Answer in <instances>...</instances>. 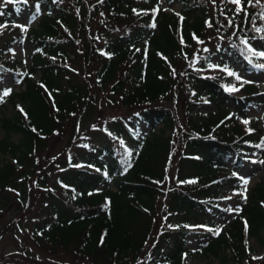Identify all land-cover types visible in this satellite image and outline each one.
<instances>
[{
	"label": "trees",
	"instance_id": "obj_1",
	"mask_svg": "<svg viewBox=\"0 0 264 264\" xmlns=\"http://www.w3.org/2000/svg\"><path fill=\"white\" fill-rule=\"evenodd\" d=\"M171 3L181 6L178 15L166 14L156 0H39L42 14L24 2L0 9L4 13L0 74L9 72L19 87L6 96L15 106L14 113L0 112V155L9 158L0 166V210L9 201L26 210L35 190L39 207L29 217L31 228L25 230L35 246L61 264L143 260L151 246L156 201L163 196L174 158L173 184L188 189L170 192L167 229L143 264H184L189 255L186 237L194 232L214 238L200 242L197 255L215 258L229 250L232 260L241 264L248 257L245 236H257L264 229L263 176L249 190L229 228L217 231V220L225 214L220 208L225 188L241 186L236 173L245 160H264L259 119L249 116L251 108L264 106V88L253 83L241 86L228 75L236 72V66L244 73L258 69L260 58L249 53L241 40L264 51V0L258 4L242 0L244 11L239 13L230 0L166 1ZM22 13L26 23L17 21ZM97 16L100 30L92 28ZM118 32H123L121 37L100 47L98 39ZM25 39L32 46L27 69L12 56L14 44ZM214 55L227 56L229 60L221 65L227 71L189 75L186 82L194 94L186 115L189 128L184 130L173 101L174 78L179 74L177 70L172 75L173 65L187 58L205 69ZM77 57L83 68L90 67L94 57L100 60L92 74L100 88L97 94L106 106L123 107L133 114L101 122L97 94L77 83L70 67ZM123 73L127 75L121 77ZM227 80L231 86L225 85ZM232 86L239 90L227 91ZM202 105L214 109L193 114L191 106ZM66 126L71 130L70 144L80 131L86 138L82 153L61 160L51 185L49 176L34 179L35 156ZM13 135L20 137L17 142ZM35 256L26 253L30 261L36 262Z\"/></svg>",
	"mask_w": 264,
	"mask_h": 264
},
{
	"label": "rangeland",
	"instance_id": "obj_2",
	"mask_svg": "<svg viewBox=\"0 0 264 264\" xmlns=\"http://www.w3.org/2000/svg\"><path fill=\"white\" fill-rule=\"evenodd\" d=\"M39 0H27V5L30 7H35ZM56 3L61 0H53ZM159 4H161V8L165 11L166 14H174L178 15L181 6L178 3L166 4L168 0H156ZM15 2H23V0H14ZM0 9L4 6H10L12 4H4V0H0ZM61 6V5H60ZM157 12V9L155 10ZM40 14L43 13V8H40ZM54 14L57 13L55 9L53 11ZM97 21L92 23V28L95 30L99 29L100 16H97ZM22 23L27 22V16L22 13L20 18L17 20ZM38 19L34 20L32 26H35ZM100 30V29H99ZM123 32H118L108 38L98 39L97 42L101 48H103L104 41L110 42L119 37ZM4 45L3 40L0 41V48ZM32 53V46L28 40H21L14 44L12 47V56L16 59L21 68L27 69L30 65V55ZM101 55V54H99ZM229 59L226 55L219 57L218 55H214L209 60H207V64L209 65L207 68L200 70L197 68L196 63L190 62L189 59H185L184 61H176V65L174 70H172V75H176V71L179 72V76L177 75L175 80L176 91L174 94L173 101L177 109V115L179 119L178 123L182 126L184 130L189 128L188 119H186V115L189 111V104L192 102L194 91L190 90L187 85V78L189 75L191 76H206L209 73H216L219 68L212 67L221 65L227 62ZM130 61H127L126 64H129ZM71 69L75 70V76L77 77V83L81 85H85L90 92V94H97L100 91V88H97L94 82L92 81V74L97 70L100 66V60L97 57H94L90 67L83 68V63L81 59L77 57L76 61L69 63ZM264 64V58H260V60L256 61V65ZM236 70V74L239 75L243 81H250V83L256 84L260 88H264V69L258 68L253 72L244 73L237 66L234 68ZM220 72V71H219ZM220 74V73H219ZM127 74H121V77H125ZM39 77V73L36 74V78ZM234 81H238L235 76H232ZM241 82V81H239ZM227 87L232 85L230 80L226 81L225 84ZM11 89L14 92L19 91V87L14 85L13 77H11L9 72H3L0 74V112L6 116H10L14 113L15 106H13L8 101V97L3 96V92L5 90ZM97 100L100 101V105L98 106L97 113L102 114L100 118H102L101 122L111 121V120H121L127 118V116L133 114V111L120 107H108L105 104V101L102 99L101 94H97ZM193 108V109H191ZM191 111L193 114H205L214 109L213 106L210 105H202L200 108L191 106ZM94 116V115H93ZM249 116L258 118V129L261 130L262 139V149H264V106H256L251 108L249 111ZM71 130L68 126L66 128H62L61 132H56L52 138L47 142V147L45 150L39 152L35 156V163L37 165V173H35L36 178H42L43 176L48 179V184L54 181L59 172L58 168H60L61 160H64L69 155H79L82 153L85 148L86 138L82 137L81 131L78 134L73 144H70ZM19 136L13 135L12 140L17 142L19 140ZM176 158L172 159L169 165V174H168V183L165 185L163 196L161 199L156 201L154 214H155V223L153 227V231L151 233L149 243L151 246L149 247L145 256L139 259L135 264H143L147 257L149 256L153 244L158 240L161 232L167 229L168 224V206H169V194L176 188L178 190H187L188 188L174 185L175 175H176ZM9 161L8 157H2L0 155V166ZM256 161V163H253ZM260 161H264L263 159H253L250 158L245 160L240 171L236 173V179L240 182V187L234 188H225V193L222 196V202L220 204V208L224 209L225 214L223 218H219L217 220V231L228 229L229 225L238 216L241 208L244 206L246 202V198L248 196V192L252 189L259 179L264 176V164H261ZM225 165L230 167V162H226ZM57 169L56 172L53 170ZM243 178H249V183L245 186L243 183ZM30 182V180H29ZM170 186V187H169ZM246 189V191H245ZM39 194L32 190L30 192V200L26 205V210L20 209L16 206L17 203L14 201H9L7 203V207L3 210H0V264L7 263H16V264H61L56 259L49 258L46 254L47 252L34 245V242L29 238V233L27 230L31 228V223L29 222V217L32 215H36L35 212L39 207L40 198ZM22 227L20 228V225ZM27 229V230H25ZM214 238L212 235L205 233H191L186 237V247L189 250V255L185 257L184 264H236L232 260V254L229 253V250H223L219 253L215 258L204 257L202 255H197L199 251H201L200 242L207 243L212 241ZM244 250L248 254L247 259H245L241 264H264V229L257 236H245L243 240ZM32 250V251H31ZM27 252H35L37 261H30L26 259Z\"/></svg>",
	"mask_w": 264,
	"mask_h": 264
},
{
	"label": "snow or ice",
	"instance_id": "obj_3",
	"mask_svg": "<svg viewBox=\"0 0 264 264\" xmlns=\"http://www.w3.org/2000/svg\"><path fill=\"white\" fill-rule=\"evenodd\" d=\"M13 2H14V0H4V4H13ZM23 2L24 3H27V0H23ZM213 2H214V0H213ZM230 2L233 3V4H235V5H237V12L238 13L241 12V11H244V8L242 6V0H230ZM248 3L251 4L252 3V0H248ZM256 3L257 4L260 3V0H256ZM0 7H2V5H0ZM36 10H37V13H39V11H40V5L39 4L36 5ZM16 11L19 12L20 9L17 8ZM3 14H4L3 12H0V15H3ZM34 18L35 17H33V19ZM181 19H183V18L181 17ZM261 19H264V12L261 13ZM155 26H156L155 23H153L151 25V27H153V28H155ZM208 26L211 27V24L208 23ZM229 26H231V21L229 22ZM0 27H3V26L0 25ZM256 31L259 32V31H261V29L257 28ZM261 39H264V37H261ZM197 42L198 43H203L202 41H199V40ZM241 43L245 45V48L247 49V51L249 53H251L252 55H254V56L258 57V58H264V51H257V50H255L254 48L251 47V45H249V43H248L247 40H241ZM233 47H235V45H233ZM205 51H207V49H205ZM248 62L250 64L252 63V60H251L250 57L248 58ZM212 67L219 68L221 71H227L226 68H222L219 65L212 66ZM255 67L264 69V64L255 65ZM228 75L229 76H235V78L238 81H241V86L243 85V83H250V81H243L242 78L239 75H237L236 73H234V72L228 71ZM238 90L239 89L236 88L235 86H232V87L227 88V91H229V92L238 91ZM10 91H11V89L5 90L3 92V96H8L10 94ZM243 123L248 124L249 121L248 120H245V121H243ZM34 131H35V129H34ZM249 131L251 132L252 130L249 129ZM121 144H123V141H121ZM128 154H129V156L131 155L130 152ZM253 163H256V161H253ZM260 163L261 164H264V161H260ZM128 167H131V164H128ZM125 170H127V169H125ZM189 183H195V181H189ZM243 183L246 186L249 183V178H243ZM245 191H246V189H245ZM246 227H247V223H246ZM209 231H212V230L209 229ZM216 234H218V232Z\"/></svg>",
	"mask_w": 264,
	"mask_h": 264
},
{
	"label": "bare ground",
	"instance_id": "obj_4",
	"mask_svg": "<svg viewBox=\"0 0 264 264\" xmlns=\"http://www.w3.org/2000/svg\"><path fill=\"white\" fill-rule=\"evenodd\" d=\"M142 129V128H141ZM198 233H201L202 234V232H198Z\"/></svg>",
	"mask_w": 264,
	"mask_h": 264
}]
</instances>
